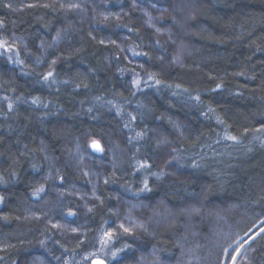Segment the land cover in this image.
<instances>
[{
  "label": "trees",
  "instance_id": "1",
  "mask_svg": "<svg viewBox=\"0 0 264 264\" xmlns=\"http://www.w3.org/2000/svg\"><path fill=\"white\" fill-rule=\"evenodd\" d=\"M0 22V264L105 239L112 264H264V0H0Z\"/></svg>",
  "mask_w": 264,
  "mask_h": 264
},
{
  "label": "rangeland",
  "instance_id": "2",
  "mask_svg": "<svg viewBox=\"0 0 264 264\" xmlns=\"http://www.w3.org/2000/svg\"><path fill=\"white\" fill-rule=\"evenodd\" d=\"M178 8V5L176 7V15H179V17L181 18V23L177 22V25H179V30H181V34H179V36H181L182 39H186V37H188L190 34L186 28V24H188V20H189V15H191L192 13V9H190L191 7L188 5H181ZM187 9V10H186ZM183 34V35H182ZM171 36V34L169 33L167 35V37L169 38ZM0 44H4V47H0V57L6 59V61L8 62L9 66L11 68L17 69L19 71V69H21V62L19 60V54L18 51L15 48H11L9 46H7V44L0 42ZM174 44V43H173ZM176 44V49H177V53L178 55L176 56L177 59H181L184 58V56H188V54H190V49L188 44H186L185 40H182V42L180 43H175ZM1 103V102H0ZM8 109H10V107H7ZM230 143L233 142L232 139H229ZM223 142L226 141V137H222ZM93 143L91 144L90 149L93 152H96L98 154H102V151H98L96 148H94ZM100 146V145H99ZM101 148V146H100ZM137 211V210H136ZM127 220L129 221L128 224H124L122 229H128V233H134L135 229H136V225L138 220H136V218H130V216L127 218ZM248 244V243H247ZM246 244V245H247ZM121 257V253L115 251L114 249H112V243L109 240L105 239L104 241L100 242L97 248V251L92 253L89 257H87L85 259L86 264H91V262L94 259H102L104 261L107 262V264H112L114 261H119Z\"/></svg>",
  "mask_w": 264,
  "mask_h": 264
},
{
  "label": "snow or ice",
  "instance_id": "3",
  "mask_svg": "<svg viewBox=\"0 0 264 264\" xmlns=\"http://www.w3.org/2000/svg\"><path fill=\"white\" fill-rule=\"evenodd\" d=\"M10 7V6H9ZM28 7H35V5H28ZM72 7H78V5H73ZM0 25H2V22H0ZM0 47H4V44H0ZM53 74L51 72L48 73V75L45 77V79L48 78V76H52ZM137 85H139V81H134ZM157 83H159V81H157ZM35 103V101H34ZM9 107L11 108V105H9ZM134 119V118H133ZM228 139H233L235 140L236 138L235 137H228ZM94 148H96L98 151H102V149L100 148L99 144L96 143V142H93V145H92ZM40 191H43V189L41 188ZM74 214V213H73ZM121 227H123V225H121ZM126 232L128 231V229H124ZM261 231H264V229H261ZM110 235V234H109ZM240 253L239 251L236 252L235 255L233 256H230V259L232 260V264H236V257L239 256ZM97 264H103L102 261H97Z\"/></svg>",
  "mask_w": 264,
  "mask_h": 264
},
{
  "label": "water",
  "instance_id": "4",
  "mask_svg": "<svg viewBox=\"0 0 264 264\" xmlns=\"http://www.w3.org/2000/svg\"><path fill=\"white\" fill-rule=\"evenodd\" d=\"M97 261H102L103 264H107V262L104 261V260H102V259H94V260L91 262V264H97Z\"/></svg>",
  "mask_w": 264,
  "mask_h": 264
}]
</instances>
